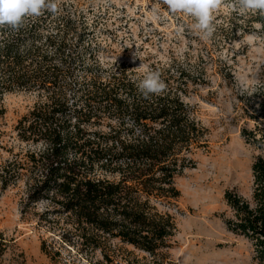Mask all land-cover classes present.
Here are the masks:
<instances>
[{
  "label": "trees",
  "instance_id": "1",
  "mask_svg": "<svg viewBox=\"0 0 264 264\" xmlns=\"http://www.w3.org/2000/svg\"><path fill=\"white\" fill-rule=\"evenodd\" d=\"M58 5L57 14L28 18L19 31L0 28V119L7 94L35 95L32 111L17 126L20 139L39 148L30 154L37 172L31 191L53 194L56 205L79 225L157 256L177 232L175 216L160 206L179 198L176 178L195 168V150L207 147L208 131L186 99L207 85L209 62L228 69V80H235L233 67L215 59L195 35L207 58L189 51L183 58L153 62L148 70L158 71L167 87L145 99L136 87L143 71L100 59L101 52L113 49L94 36L98 18L89 20L72 2ZM218 19L219 24L212 21V37L220 49L250 34L264 37L259 10L241 14L235 8ZM257 80L256 88L238 95L237 109L248 119L242 138L263 153L264 62ZM252 174L250 199L234 192L225 196L232 215L227 225L251 241L255 261L264 264L263 155L255 159Z\"/></svg>",
  "mask_w": 264,
  "mask_h": 264
},
{
  "label": "rangeland",
  "instance_id": "2",
  "mask_svg": "<svg viewBox=\"0 0 264 264\" xmlns=\"http://www.w3.org/2000/svg\"><path fill=\"white\" fill-rule=\"evenodd\" d=\"M64 1L79 5L89 20L98 18L94 36L113 49L99 54L103 62L142 64L148 69L153 62L183 58L189 51L195 56L201 51L207 58L201 41L194 38L201 37L192 28L194 18L183 12L171 13L162 0ZM231 1L222 0L213 11L216 24L221 22L219 16L240 10L239 3ZM256 28L260 31V26ZM202 43L213 50L215 59L233 67L235 80H228L223 65L208 59L207 85L196 87L186 99L208 131L207 147L195 150V168L176 178L179 198L167 207L160 206L176 218L177 232L170 247L151 256L79 225L71 213L56 205L53 194L40 196L31 191L37 172L32 169L30 154L39 148L23 142L17 126L32 111L37 98L14 92L4 97L6 112L0 119V264H258L251 241L228 228L232 215L225 196L234 192L251 198L252 167L258 156H264L242 138L248 119L237 109L238 95L258 85L264 37L250 34L225 49H220L212 36Z\"/></svg>",
  "mask_w": 264,
  "mask_h": 264
},
{
  "label": "clouds",
  "instance_id": "3",
  "mask_svg": "<svg viewBox=\"0 0 264 264\" xmlns=\"http://www.w3.org/2000/svg\"><path fill=\"white\" fill-rule=\"evenodd\" d=\"M221 2L222 0H162L171 13L183 12L192 16L195 20L192 28L202 39H209L213 35L215 28L212 13ZM238 3L241 14L257 10L264 13V0H238ZM45 11L57 14L58 0H0V28L19 31L24 27L26 19L39 17ZM137 69H143V76L136 82V87L145 99L160 95L166 90L167 86L158 71L144 69L142 64Z\"/></svg>",
  "mask_w": 264,
  "mask_h": 264
}]
</instances>
